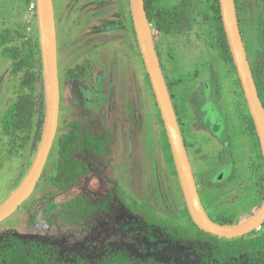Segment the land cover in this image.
I'll list each match as a JSON object with an SVG mask.
<instances>
[{
    "label": "rangeland",
    "instance_id": "obj_1",
    "mask_svg": "<svg viewBox=\"0 0 264 264\" xmlns=\"http://www.w3.org/2000/svg\"><path fill=\"white\" fill-rule=\"evenodd\" d=\"M31 2L0 0V41L5 34L10 40L0 45V205L16 192L31 169L46 120L43 70L41 82L33 79L27 84L28 68L17 71L16 60L5 53V49H19L27 54L28 43L33 40L36 59H41L37 13L30 9ZM54 3L62 85L69 74L63 70L68 66L64 59L68 53L72 60L69 65L73 66L84 61L87 53L83 50L93 47L92 52H96L109 44L107 52L114 56L112 93L95 96L92 108H84L81 101L80 107L73 106V110L64 107L37 187L15 213L0 223V242L6 243L11 237L47 242L58 247L61 257L70 261L81 257L97 262L121 251L139 260L169 264H264V260L242 249L244 239L255 240L264 235V225L245 237L227 241L204 234L186 213L178 179L172 177L166 160V130L130 29L131 0ZM146 9L155 19L160 13L167 18L161 24L152 21L151 27L176 109L189 129L188 143L205 202L214 209V218L245 222L263 200L260 192L264 176L250 174L247 179H239L233 190L237 175L230 168L227 172L220 167L200 170L205 164L204 151L212 141L205 135L211 131L215 112L221 115L224 130L218 138L213 136V141L221 147L226 143L232 147L231 141H238L241 127L231 117L236 114L235 97L227 80L235 77V70L217 49L214 8L209 0H146ZM253 10L242 15V29L250 58L256 62L257 71L262 69L264 79V29L254 28ZM92 24L97 27L94 37L90 35ZM259 36L262 41H258ZM96 56L100 69L105 57ZM34 71L31 68L30 72ZM70 77L74 84L80 80L73 73ZM223 92L227 94L224 104ZM23 96L32 97L39 112L28 132L17 131L12 139L4 132V119ZM262 96L264 104V80ZM77 109L87 110L83 128L75 124L79 118ZM247 143H242L245 154L239 158L243 164L252 157L251 145ZM103 144L104 154L91 158L98 145ZM233 155V147L225 149L222 167L234 165V161L240 163ZM210 194L214 200L208 201Z\"/></svg>",
    "mask_w": 264,
    "mask_h": 264
},
{
    "label": "water",
    "instance_id": "obj_2",
    "mask_svg": "<svg viewBox=\"0 0 264 264\" xmlns=\"http://www.w3.org/2000/svg\"><path fill=\"white\" fill-rule=\"evenodd\" d=\"M132 17L139 49L166 130L173 161L189 214L197 228L219 238L243 237L264 223V204L249 220L239 225H220L206 213L197 190L182 133L174 112L167 84L160 66L155 39L145 10L144 0H131ZM222 23L234 65L242 84L264 159V107L259 98L240 33L234 0H219ZM40 49L46 92V120L35 160L24 181L2 205L0 223L15 213L34 193L54 146L60 121L61 94L58 67V43L53 0H36ZM3 261L0 259V264Z\"/></svg>",
    "mask_w": 264,
    "mask_h": 264
},
{
    "label": "flooded vegetation",
    "instance_id": "obj_3",
    "mask_svg": "<svg viewBox=\"0 0 264 264\" xmlns=\"http://www.w3.org/2000/svg\"><path fill=\"white\" fill-rule=\"evenodd\" d=\"M53 2H54V0H53ZM218 2H219V0H209L210 6H212V8H214L213 19L217 23L215 26V31H216L215 32V34H216L215 41L217 44V49L220 51V53L223 54L224 60H226L228 63L231 62V64L233 65V69L235 68V73H233L235 77L231 78V76H229L228 80H227L229 83V90L231 93H233V95L235 97L234 98V102H235L234 105H235L236 114L235 115L231 114V117H235L237 119L239 125L242 127V128L240 127V129H239L240 133L239 134L237 133L238 141L237 140L231 141V144L233 147V154H234L233 156L237 160L241 157H244L245 153L243 152L244 149H242L244 145H242V143L248 142L247 144L249 146L251 145L250 146V153L252 152V154H251L252 157H250V158L248 157L249 161H247V163H244V164L240 159H239L240 160L239 164H237V162L234 161V163L236 164V165L235 164L234 165L237 167H235L233 164H229V165L225 164V167H222L223 163H220V162L222 161L223 152L225 151L226 148H229L231 150L232 147L228 143H226L224 146L221 147L219 145L218 141H215V142L213 141L214 140L213 136L218 138L217 136L222 134L223 130H224L223 125L220 122L221 115L216 111L215 115L212 118L213 120L210 122L212 124L211 131H210V133L205 135L206 137L211 138L212 141H211V143L208 142L209 144L207 146V148H208L207 152L204 151L205 152V154H204L205 164H202V167L200 168V170H202L204 168L208 171H213L217 167L218 168L220 167L221 169L223 168V171L227 172L230 168V171L234 174L236 173V175H237L233 179L232 186L230 185L231 189L236 190L235 189V186H236L235 183L239 179L249 178V176H252L250 174H253L255 176L259 175L260 177L262 176V178H263V176H264V166H263L264 159H263V156L261 157L262 151H261L260 141L258 138L256 128L254 129L252 126V123H251L252 117H251L250 109H249L248 103L246 101L245 94H244L243 89H242V84H241V81L238 77L236 67L234 65V61H230L226 55L227 52H226V48L224 47V43L222 41L223 38H222L221 29H220V23H222V16H221V9H220V14L218 13V7H217ZM144 4H145V10H146V14H147L148 21H149L150 25H151V22L154 20L158 24H161L164 20L167 19L163 13H160L159 15H157V17H156L157 19L150 16L147 9H146V0H144ZM234 4H235L236 16H237V21H238L240 33H241L243 44H244L245 51H246V56H247V59H248L249 65H250V69H251V72L253 75L255 85L257 87L259 98H260L262 105L264 107L263 96L259 90L258 77H257L258 75H257L256 66H255L256 62L255 63L252 62V60L250 58L249 48H248V46H246V41H245V37L243 35V29H242V27H243L242 26V15L244 14V12L246 10L248 11L249 9H254L253 10V16L251 19V21L253 22L254 28L257 31L264 29V0H234ZM219 5H220V3H219ZM215 8L217 11L215 10ZM130 9H131L130 10V18H131L130 29L133 30V33L135 34V37L137 40V36H136L135 28H134V23H133V17H132V4L130 5ZM54 10H55V3H54ZM55 19H56V14H55ZM173 20L174 19L172 18V22H173ZM222 25H223V23H222ZM95 26H93V24L91 25V29H90L91 30V33H90L91 37H94L96 34L95 29L97 27H95ZM56 28H57V23H56ZM151 29H152V27H151ZM152 31H153V29H152ZM58 36H59V34L57 31L58 67H59V81H60V94H61V110H60V117H61V113L63 112L62 110L64 109V107L67 110H70V108H72V110H73V106L75 108L80 107V101H81L82 106L83 105L85 106L84 108H86V109H88L89 107L92 108L94 103H95L94 98H96L97 96H99V98H100L101 94H104V96H106V93H105L106 91H107V95H110V93H112L113 86H112V81H110V80H111V75H112V69L114 66V64H113L114 56L111 52H107L108 50H110L109 44H107V47L105 44L104 48L99 49L96 52H94V51L92 52V49H93V47H92V49H89L88 51L83 50V52L85 54L86 53L88 54V55L87 54L83 55L82 60H84V61L81 60L82 62H77L76 63L77 65L72 66V65H69V64H72V60L70 59L71 53H68L66 58H64L65 60H67L68 66L65 67L63 70H64V72H66L67 74L69 73V74L65 78V81L63 82V85H66L67 88L66 87L63 88L62 81H61L62 70L60 67V51H59L60 43L58 40L59 39ZM154 39H155V36H154ZM257 39H258V41H260V40L262 41V37H260V36L257 37ZM226 40H227V38H226ZM137 43H138V41H137ZM91 44L93 45V42ZM155 47H156L157 55H158V58L160 61V66L162 68V72H163V75H164V78H165V81L167 84V88H168V91L170 94V98H171V101L173 104V108H174V112H175V115L177 118V122H178L179 128H180L181 133H182L183 141H184L185 148H186V151H187V154L189 157V161L191 164L193 176H194V179H195V182L197 185V190H198V193H199V196L201 199V203H202L206 213L210 217V219L213 222H215L216 224H220V225H239V224H242L244 222H236L235 220H233L231 218H226V217H222L220 219L214 218V216H213L214 209H211L212 206H209L205 202V197H203L204 195H202L201 189L199 188V183H198V178H197V173H196L197 171L195 169V164H194V162L192 160V156H191L192 148H191V145L188 143V140H189V135H188L189 131L188 130L189 129L187 128L188 126L185 128V126L183 125L184 123L182 121V118L180 117V115L176 109V106H175V103L173 100V96L171 93L170 85H169L168 80L164 74V66H163V63L161 60V55L158 51L156 42H155ZM83 48H87V46L86 47L84 46ZM229 50H230V48H229ZM230 52H231V50H230ZM98 54L100 55L101 59H103L105 57L103 59V63H101L102 65H101L100 69H99V65H100L99 57L96 56ZM145 69H146V67H145ZM109 71H110V73H109ZM72 73H73V75L74 74L77 75V78L80 79L79 80L80 82L77 81L76 84L72 83V80H71L72 76L70 77V75ZM232 79H234V81ZM224 96H227V94L225 92L222 93V97H224ZM75 97L78 99L75 100ZM104 99H105V97H104ZM63 102L66 103L65 106H63ZM222 102H223V104L226 102V97H224L222 99ZM86 109H84L85 111H81V112L77 109V111L79 112V118L76 120L75 124L78 128L84 127V124H85L84 118H87L86 117L87 115L85 114V112H87ZM70 112L71 111H69L68 114H70ZM253 124H254V122H253ZM254 127H255V125H254ZM239 136H240V139H239ZM234 139H236V138H234ZM233 145H235V146H233ZM105 148L106 147L104 146V144L100 145V146L98 145L97 149L95 150V153H93L91 155V158H95L96 156H98L100 154H104ZM260 153H261V155H260ZM167 163L169 164V166L171 168L170 170L173 173L172 177H175L176 179H178V182H179L178 185L181 188L178 173H177L174 161H173V164H171L167 160ZM223 171L222 170L220 171V176H222L221 174L223 173ZM257 184H259V182L255 183V185H257ZM261 186H262V192H260V193H262L263 200H262V202L258 203L257 206H259V207H258L257 211L252 215V217L261 209L262 205L264 204V187L262 184H261ZM258 190L260 191L259 188H258ZM181 191H182V188H181ZM182 194H183V191H182ZM211 196H212L211 194L207 195L208 201H209V198H211L210 200H214L213 199L214 197H211ZM183 197H184V194H183ZM185 203H186V201H185ZM211 203H209V204H211ZM185 211L188 214V216L190 217V220L193 222V220L189 214L187 204L185 205ZM193 224H194V222H193ZM263 225H264V223L261 226H263ZM195 227L197 228L196 225H195ZM203 233H205V232H203ZM206 234H208V233H206ZM243 237H245V236H243ZM18 239H20V238H18ZM225 240H227V239H225ZM26 241H36V242L43 244V245L48 244L47 242H42V241H38V240H26ZM227 241H229V240H227ZM49 245H51V244H49ZM54 247H56V246H54ZM56 248H58V247H56ZM60 253H61V251H60ZM1 260L3 261V263H1V264H4V260L3 259H1Z\"/></svg>",
    "mask_w": 264,
    "mask_h": 264
},
{
    "label": "trees",
    "instance_id": "obj_4",
    "mask_svg": "<svg viewBox=\"0 0 264 264\" xmlns=\"http://www.w3.org/2000/svg\"><path fill=\"white\" fill-rule=\"evenodd\" d=\"M217 7L218 13L220 14L219 2ZM220 29L223 38L222 41L227 52L226 55L230 61H233L222 23H220ZM9 41L8 34L2 35L0 45H4L5 42ZM28 44L30 49L27 54L19 49H5V53H10L9 56L16 60L17 71L28 68L25 83H27V80L32 81L33 79L41 82L43 80L42 59H36L37 55L36 50L34 49L33 40H31ZM37 61H39V63H37ZM31 68L35 69L33 73L30 72ZM261 74L262 69L260 70L259 67V70L257 71L258 76H256L258 77L260 93H262V83L264 80L261 78ZM38 107V103L35 102L32 97H21L17 104L6 113L3 123L5 134L9 136L11 135L12 139H15L17 131L19 133L23 132V134L24 132H28L35 113L39 112ZM251 123L255 129L252 119ZM166 145L168 149L166 159L169 163L173 164V157L168 141L166 142ZM242 249L246 250V254L253 256L254 258L257 257L260 260H264V236L258 237L255 240L244 239V243L242 242ZM0 258L4 260V264H169L152 259L139 260L121 251L110 253L97 262H90L89 260L81 257H76L70 261L69 259L66 260L62 258L60 255V249L54 247L53 245H43L36 241H26L15 237H11L6 243L0 242Z\"/></svg>",
    "mask_w": 264,
    "mask_h": 264
},
{
    "label": "built area",
    "instance_id": "obj_5",
    "mask_svg": "<svg viewBox=\"0 0 264 264\" xmlns=\"http://www.w3.org/2000/svg\"><path fill=\"white\" fill-rule=\"evenodd\" d=\"M30 9L36 13L37 11V4H36V0H32L31 4H30Z\"/></svg>",
    "mask_w": 264,
    "mask_h": 264
}]
</instances>
